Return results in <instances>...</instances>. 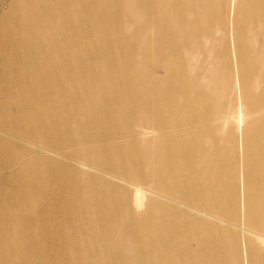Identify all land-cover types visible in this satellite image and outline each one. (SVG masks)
I'll return each mask as SVG.
<instances>
[{"label": "bare ground", "instance_id": "1", "mask_svg": "<svg viewBox=\"0 0 264 264\" xmlns=\"http://www.w3.org/2000/svg\"><path fill=\"white\" fill-rule=\"evenodd\" d=\"M37 3L0 39V264H264V0ZM100 25L125 45L114 68L90 44ZM124 80L142 132L105 101ZM53 86L75 104L64 121Z\"/></svg>", "mask_w": 264, "mask_h": 264}, {"label": "rangeland", "instance_id": "2", "mask_svg": "<svg viewBox=\"0 0 264 264\" xmlns=\"http://www.w3.org/2000/svg\"><path fill=\"white\" fill-rule=\"evenodd\" d=\"M30 1V2H29ZM38 1H45V0H0V39L3 38L7 32L5 30H3V27H6L9 23H14L17 21V15L20 13H24L26 15L25 20L31 16L33 19V15L32 13H35L38 8L40 7L39 4L37 3ZM20 5V6H19ZM17 6V9H16ZM48 5H45L43 7H47ZM47 9H50L49 7H47ZM41 16V15H40ZM47 21V20H45ZM50 24L45 23L44 26L48 27ZM123 28V27H122ZM105 26L100 25L99 27V32H98V38L97 40H92L91 41V46L92 48L95 50L96 54H97V59H99V62L103 61V63H106L108 66L114 68L116 65L119 64V60L125 55V45L122 39V37L119 35V28H117L116 33H115V37L114 38H110V35L106 32H104ZM51 36H53L54 34V28L52 30H50L48 32ZM70 36H75L74 33L70 32L69 33ZM124 35V33H123ZM112 37V36H111ZM69 39V38H68ZM247 41L249 39H246ZM82 42L81 40L79 41V43ZM77 47H74V50L71 52L72 56H68L67 55V59L63 58L65 65L69 68L68 73L65 74V76H67L68 78H72V79H79V68H78V64L80 63V61H84L85 59H88L86 54H83V56L78 59L77 55H76V51H77ZM198 51L197 52H201V55L203 53H205V55L209 54V51L207 49L211 48L209 47H205V45L203 44L202 46L198 47ZM48 49L52 50V51H59L61 52V47H56V45L54 44V42L52 40L48 41ZM3 48L0 45V54L2 53ZM200 55V56H201ZM211 59H213L214 61V56L211 55ZM214 69H217L216 67H214ZM119 75H123L125 74V70L124 69H120L118 68V72ZM83 76V75H82ZM87 76H97L96 73H92V74H87ZM54 81V80H53ZM78 81V80H77ZM125 84L124 85H117V89H118V96L116 97H109V96H105V101L107 102V105L112 102V100L115 98V107L112 109H109L110 111L115 112V114L111 113V112H107L112 114V116L115 118V120L118 123H122L119 125L120 129L122 131H126L129 129L132 130H137L140 131V127H137L136 125H134L132 128L126 125V121L124 120V118L122 117V114L124 113V111L126 110V113H130V115L133 114V116H135V111H131L132 109V101L131 98L128 99L126 97V91L127 89L132 90L134 87H137V85H134L133 83H130L128 80H124ZM202 83H204V85H207V81L202 80ZM212 84H214L215 82H212ZM73 87L77 88L76 85H74ZM43 90H47L51 93H57L58 97H59V107H61L62 114H60L58 117L64 121L65 119H69L70 116H72L73 114H75V104L72 101L71 97L67 94H64L61 90L62 89H58L56 88V86L48 88V89H43ZM76 91H80V90H76ZM61 96V97H60ZM212 96L214 98H216L215 102L218 100H225L226 96L218 93V92H214L212 93ZM130 100V101H129ZM63 116H65V119L63 118ZM138 117V116H137ZM142 117H139V120L141 121ZM138 120V123L140 122ZM90 133H94L95 129H90L89 130ZM106 134H109L111 132V129L109 126H106L105 128ZM142 132V131H140ZM146 134L144 136L141 137V141L145 142L147 144H155L157 143L156 140V132H152L151 130L148 131H144ZM130 155L135 157L138 155V152L136 150L134 151H130ZM110 160V159H109ZM121 160V157L117 154L112 156V162L117 164L119 163ZM111 163V165H113V163ZM109 163V165H110ZM110 165V166H111ZM10 193V191H7L6 189H3V185H0V201L4 200L7 196V194ZM151 196H149L148 198H150ZM130 209V208H129ZM126 210L124 211V215L120 218V222L123 223H129L132 222L135 225L138 224V212L137 210L133 209V210ZM100 213L99 216H103V214L101 213L102 211L99 210ZM46 222V224H52V225H64V224H69L66 219H63L61 217H51V218H44L42 219ZM100 220L103 223L109 224V220L106 217H101ZM67 222V223H65ZM38 233H41V229L39 228ZM153 238V236L151 237ZM240 262L242 263V257L240 256ZM137 264V263H135Z\"/></svg>", "mask_w": 264, "mask_h": 264}]
</instances>
